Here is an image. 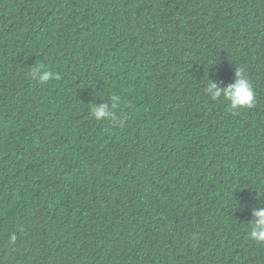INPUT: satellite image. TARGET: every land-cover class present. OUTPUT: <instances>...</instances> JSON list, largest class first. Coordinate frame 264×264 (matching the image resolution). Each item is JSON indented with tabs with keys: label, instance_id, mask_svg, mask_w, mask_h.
I'll return each instance as SVG.
<instances>
[{
	"label": "trees",
	"instance_id": "1",
	"mask_svg": "<svg viewBox=\"0 0 264 264\" xmlns=\"http://www.w3.org/2000/svg\"><path fill=\"white\" fill-rule=\"evenodd\" d=\"M260 206L264 0H0V264H264Z\"/></svg>",
	"mask_w": 264,
	"mask_h": 264
},
{
	"label": "clouds",
	"instance_id": "2",
	"mask_svg": "<svg viewBox=\"0 0 264 264\" xmlns=\"http://www.w3.org/2000/svg\"><path fill=\"white\" fill-rule=\"evenodd\" d=\"M33 80L40 84H46L52 79H59L58 74L43 68L42 65L34 67L30 73ZM234 83L227 87H218L216 82L209 80L204 91L210 94V99L213 101L223 100L228 103L231 109L247 108L251 109L255 107V92L253 87L245 74L243 68H238L235 71ZM112 99L115 101L117 97L113 95ZM117 103H113L111 110L108 109L107 104L91 105V115L100 121L102 118L108 119L113 125L121 124L124 117L118 116L116 109ZM253 218L250 221V231L248 232V238L255 241L258 244H264V206H260L258 210L252 212ZM16 235L10 236V242L14 243Z\"/></svg>",
	"mask_w": 264,
	"mask_h": 264
}]
</instances>
